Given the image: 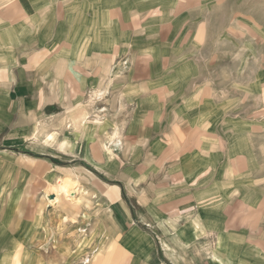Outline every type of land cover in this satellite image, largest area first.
<instances>
[{"label": "crops", "instance_id": "0c3cea01", "mask_svg": "<svg viewBox=\"0 0 264 264\" xmlns=\"http://www.w3.org/2000/svg\"><path fill=\"white\" fill-rule=\"evenodd\" d=\"M209 22L190 0H0V161L59 146L113 228L0 197V264H96L111 236L114 264H264V122Z\"/></svg>", "mask_w": 264, "mask_h": 264}, {"label": "rangeland", "instance_id": "374dc122", "mask_svg": "<svg viewBox=\"0 0 264 264\" xmlns=\"http://www.w3.org/2000/svg\"><path fill=\"white\" fill-rule=\"evenodd\" d=\"M190 1L193 5L204 6L210 15L211 31L208 38L210 44H218V40L223 39L227 45L229 90L239 91L241 99L238 100V107L247 114L256 110L257 115L260 114L257 118L261 117L264 122V0ZM35 146L38 148L33 151L20 149L16 157L9 158L8 161H0V187H5L4 193L0 195L1 202L24 200L30 204L41 202L42 205H46L49 198L56 197L57 185L68 177L67 179L75 181L74 186L79 189V197H83L82 192L84 197L80 202L76 199L68 202L65 197L60 196V200L53 205L50 214L75 215L84 213L83 209L85 211L90 209L93 213L95 236L97 230L101 229L113 232L110 203L107 197L109 190L101 181V174L91 170L90 167L92 173L85 171L81 164L72 165L70 160L60 156L59 146L57 149H48L46 143ZM2 154L6 153H0ZM20 184L23 185L20 186L21 191L18 190ZM70 194L77 193L72 190ZM86 197L89 199L85 200ZM38 210L47 212L44 206L37 207L33 212ZM97 241H101L100 235L95 237V242ZM104 241L108 243L106 239ZM112 241H115V237L111 236L110 245ZM109 244L104 247L105 249L103 248L104 251L96 252V264H105L109 260L114 264L117 258L114 254L117 253L113 252L114 244L109 250Z\"/></svg>", "mask_w": 264, "mask_h": 264}, {"label": "bare ground", "instance_id": "6f19581e", "mask_svg": "<svg viewBox=\"0 0 264 264\" xmlns=\"http://www.w3.org/2000/svg\"><path fill=\"white\" fill-rule=\"evenodd\" d=\"M68 178V177H67ZM65 179L64 181H62V183H60L59 185H57V188H56V193H55V196L56 197H53V199L49 198V194L47 195L50 202H58L60 200V196H63L66 198V200L69 202L70 200H77L78 202L81 201V199L84 197L83 193L82 192V198L79 197V189L76 188V186H74L75 184V181L71 180V179ZM75 191L77 194L75 195H71L70 194V191Z\"/></svg>", "mask_w": 264, "mask_h": 264}]
</instances>
